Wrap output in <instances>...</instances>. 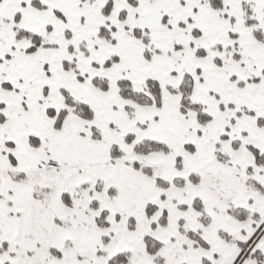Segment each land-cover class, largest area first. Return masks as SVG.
Instances as JSON below:
<instances>
[{"label": "snow or ice", "instance_id": "snow-or-ice-1", "mask_svg": "<svg viewBox=\"0 0 264 264\" xmlns=\"http://www.w3.org/2000/svg\"><path fill=\"white\" fill-rule=\"evenodd\" d=\"M0 264H264V0H0Z\"/></svg>", "mask_w": 264, "mask_h": 264}]
</instances>
